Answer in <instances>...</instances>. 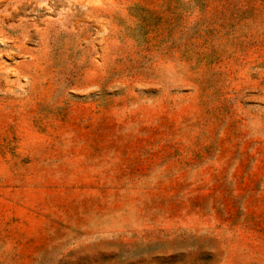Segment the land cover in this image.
Masks as SVG:
<instances>
[{
    "label": "rangeland",
    "instance_id": "rangeland-1",
    "mask_svg": "<svg viewBox=\"0 0 264 264\" xmlns=\"http://www.w3.org/2000/svg\"><path fill=\"white\" fill-rule=\"evenodd\" d=\"M0 264H264V0H0Z\"/></svg>",
    "mask_w": 264,
    "mask_h": 264
}]
</instances>
